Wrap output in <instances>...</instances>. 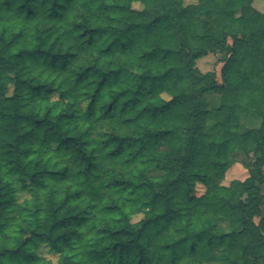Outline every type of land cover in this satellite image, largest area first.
<instances>
[{
    "label": "trees",
    "instance_id": "16d2710c",
    "mask_svg": "<svg viewBox=\"0 0 264 264\" xmlns=\"http://www.w3.org/2000/svg\"><path fill=\"white\" fill-rule=\"evenodd\" d=\"M252 2L0 0V264H264Z\"/></svg>",
    "mask_w": 264,
    "mask_h": 264
},
{
    "label": "rangeland",
    "instance_id": "374dc122",
    "mask_svg": "<svg viewBox=\"0 0 264 264\" xmlns=\"http://www.w3.org/2000/svg\"><path fill=\"white\" fill-rule=\"evenodd\" d=\"M197 0H185V3H196ZM252 5L257 8L258 10L264 12V0H253ZM134 8H140V5L138 3L133 4ZM224 55L220 53H210L207 54L197 60V66L201 71H208V70H215L217 73V81H221L220 77V68L222 66L221 59H223ZM220 95L215 92H207L205 94L204 99V107L205 108H214L217 107L220 104ZM240 121L248 128L257 127L260 124L261 118L259 114L255 111H249L244 113L240 117ZM206 130L208 132L217 131L219 130L218 124H216L214 121H210L207 124ZM248 170L240 163L236 162L232 165H230L225 173L224 177L221 180V184L228 185L233 180H245L248 177ZM203 186L198 185L196 189V194L199 195L203 192ZM27 194L25 193V197ZM261 215H264V205L261 206ZM140 215H136L133 217V220H138ZM37 253L44 257L45 259L50 260L52 263H56L58 256L53 253L51 250H49L45 245H41L37 249Z\"/></svg>",
    "mask_w": 264,
    "mask_h": 264
}]
</instances>
